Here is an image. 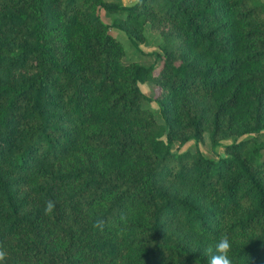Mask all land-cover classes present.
I'll list each match as a JSON object with an SVG mask.
<instances>
[{
    "label": "trees",
    "instance_id": "obj_1",
    "mask_svg": "<svg viewBox=\"0 0 264 264\" xmlns=\"http://www.w3.org/2000/svg\"><path fill=\"white\" fill-rule=\"evenodd\" d=\"M148 24L158 75L113 33ZM221 236L264 264V1L0 0L6 264H208Z\"/></svg>",
    "mask_w": 264,
    "mask_h": 264
},
{
    "label": "rangeland",
    "instance_id": "obj_2",
    "mask_svg": "<svg viewBox=\"0 0 264 264\" xmlns=\"http://www.w3.org/2000/svg\"><path fill=\"white\" fill-rule=\"evenodd\" d=\"M107 3H112V4H117L119 6H133L135 5L138 0H104ZM264 1V0H263ZM102 18L104 19L105 22L107 23H112L114 19L116 18L115 16H112L108 13L103 12L102 13ZM113 33L116 36V39L122 44L125 50V56H124V61L125 63H138L143 66H155V75L159 74V71L162 66V60L157 59L156 55H159L161 53V48L163 46V40L162 37L160 36L158 31L153 30L151 27V24H148L145 28V36L147 38V41L145 44H141L139 48L134 47V45L130 42L129 38L126 36V34L120 32V31H113ZM143 93H145L147 96L155 99L159 96V90L150 84L143 85L142 87ZM154 107L156 105L153 103L152 104ZM157 109V108H155ZM263 139V137H261ZM232 143V139L225 141L222 143L221 146H218L217 148H213L211 145V140L209 134L205 135V141L202 144H199V148L201 152L203 153L204 157L206 159H211V160H218L219 157H226V152H225V145ZM196 143L195 142H190L187 145L183 146L180 148L179 144L174 145V151L179 148L181 151H195L196 150Z\"/></svg>",
    "mask_w": 264,
    "mask_h": 264
},
{
    "label": "clouds",
    "instance_id": "obj_3",
    "mask_svg": "<svg viewBox=\"0 0 264 264\" xmlns=\"http://www.w3.org/2000/svg\"><path fill=\"white\" fill-rule=\"evenodd\" d=\"M54 208V203L49 201L46 203L45 212L50 213ZM95 227L103 228V221H98ZM212 253V248L207 250ZM231 242L227 236H221L215 245V253L209 256L208 264H232L230 259ZM7 252L0 246V264H6Z\"/></svg>",
    "mask_w": 264,
    "mask_h": 264
}]
</instances>
